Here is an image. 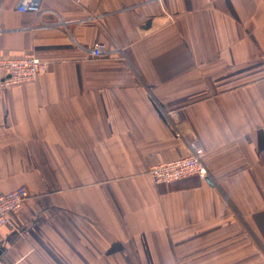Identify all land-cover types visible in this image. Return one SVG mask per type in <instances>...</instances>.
<instances>
[{
    "label": "crops",
    "instance_id": "0c3cea01",
    "mask_svg": "<svg viewBox=\"0 0 264 264\" xmlns=\"http://www.w3.org/2000/svg\"><path fill=\"white\" fill-rule=\"evenodd\" d=\"M20 1L0 59L48 70L0 83V264H264V0ZM192 144L207 177L155 183Z\"/></svg>",
    "mask_w": 264,
    "mask_h": 264
},
{
    "label": "built area",
    "instance_id": "2783aa9c",
    "mask_svg": "<svg viewBox=\"0 0 264 264\" xmlns=\"http://www.w3.org/2000/svg\"><path fill=\"white\" fill-rule=\"evenodd\" d=\"M53 1V0H52ZM18 9L22 12L41 14L39 0H21ZM94 58L110 57L111 52L102 43H98L91 51ZM48 63L33 53H26L16 58L0 59V83L3 87H15L37 80L46 73ZM204 150L192 144L190 154L182 159L157 164L149 170L155 183L169 184L188 177L206 178L208 170L204 163ZM28 190L21 186L8 193L0 195V229L10 222L9 214L22 209L28 199Z\"/></svg>",
    "mask_w": 264,
    "mask_h": 264
}]
</instances>
